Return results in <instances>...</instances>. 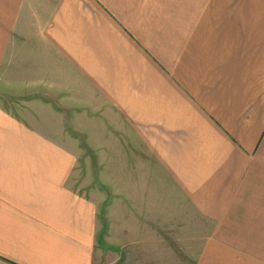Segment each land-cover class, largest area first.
I'll use <instances>...</instances> for the list:
<instances>
[{
	"label": "crops",
	"instance_id": "crops-1",
	"mask_svg": "<svg viewBox=\"0 0 264 264\" xmlns=\"http://www.w3.org/2000/svg\"><path fill=\"white\" fill-rule=\"evenodd\" d=\"M0 85V264H264V0H0Z\"/></svg>",
	"mask_w": 264,
	"mask_h": 264
},
{
	"label": "rangeland",
	"instance_id": "rangeland-1",
	"mask_svg": "<svg viewBox=\"0 0 264 264\" xmlns=\"http://www.w3.org/2000/svg\"><path fill=\"white\" fill-rule=\"evenodd\" d=\"M2 90L3 89L1 88V85H0V98L4 100L5 102H7L8 104H11L12 100H11V97L9 96V92H7V90H3V91ZM83 149H84V154L86 155H89L92 153L91 150L86 146H84ZM104 224H105V221H104L103 213L101 212L100 213V225H102V230L100 232V237L98 240V245H97L98 247L96 248L98 255L94 261V264H108L107 262L111 261L109 258V253L105 251L106 245L102 243V234L104 230ZM132 254L134 255L135 253L128 252L126 254V257L124 258L121 257L117 264H177L176 263L177 260L175 259H165V260L138 259V258L131 257ZM109 264H114V261L110 262Z\"/></svg>",
	"mask_w": 264,
	"mask_h": 264
}]
</instances>
